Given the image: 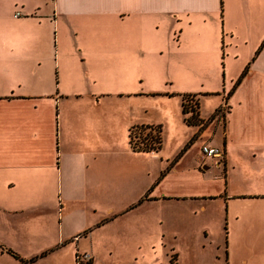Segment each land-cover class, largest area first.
Wrapping results in <instances>:
<instances>
[{"label": "crops", "instance_id": "obj_1", "mask_svg": "<svg viewBox=\"0 0 264 264\" xmlns=\"http://www.w3.org/2000/svg\"><path fill=\"white\" fill-rule=\"evenodd\" d=\"M140 124L161 127L160 149H132ZM206 142L224 158L203 159ZM123 151L139 163H116ZM237 160L264 169V0H0V264H75L77 250L126 264L129 241L131 264H251L230 244L188 258L165 241L171 201L208 219L239 196ZM53 184L57 197L36 194Z\"/></svg>", "mask_w": 264, "mask_h": 264}, {"label": "rangeland", "instance_id": "obj_2", "mask_svg": "<svg viewBox=\"0 0 264 264\" xmlns=\"http://www.w3.org/2000/svg\"><path fill=\"white\" fill-rule=\"evenodd\" d=\"M179 34V30H177V33L174 35L175 38H177ZM216 100L217 99H212L206 102L205 109H211L216 103ZM184 106L187 110L192 109L195 114L197 113L196 117L198 118V109L194 110L193 107L189 108L186 105ZM192 114L193 112H188L187 116L189 117ZM214 115L220 116L217 110L214 111ZM148 130L149 129H146V131ZM142 131L143 132H140V129L136 127L131 129L134 141L138 142L139 138L145 135V129ZM152 131L156 134L155 129ZM175 142V139L166 136V150L170 151L175 146ZM124 151L127 152L126 150ZM124 151L116 155V163L121 162L125 164V162H127L128 164L134 165L139 163V161L129 158ZM154 155L157 156V153ZM151 162H153L156 169L159 167V159L149 161V163ZM209 163L211 165L209 170L211 173H215L218 176L223 175L222 165L217 167L213 160ZM230 173L231 175L228 174L231 176L228 181L231 186L230 191L234 193L232 188L235 187L234 190L239 192V196L230 198L226 202L216 201L212 204V206H214L213 209L216 211L212 218H205L206 215L203 212L194 214L191 207L179 202L171 201L169 207H165L166 211L169 210L170 216L167 225L169 232L165 241L167 244L177 245L188 258V254L194 252L190 249L191 244L194 245L193 249L199 252L212 254L218 251L222 258H225L230 244L232 248H234L236 257L244 255L249 258L251 264H264V194L255 193V191H259L255 189H262V191H264V187L258 186L259 184L257 183L262 180L264 181V169L259 166L242 164L237 160L235 168L231 169ZM50 179L51 175H49V180ZM37 193L43 194L44 196L49 195L50 197H57L59 191L53 184V187L50 185L39 187L36 191V194ZM206 219L209 225L212 226L207 237L202 230L203 224L207 221ZM201 243H205L203 250H201L202 248L199 246ZM217 244L219 245V249H217ZM127 245L121 252L123 253L126 264H131L133 263L134 256L141 257L142 251L137 249V246L132 241H129ZM158 245L159 244L156 243V249ZM70 251V248L67 250L65 248L61 252L66 256ZM151 251L153 252V250H149V256L154 258V260L160 259V253L164 252L151 253ZM55 253L52 252V254ZM162 258L165 259V256H162ZM6 259L8 260L9 258ZM9 261L11 260L9 259ZM38 264H54V261L50 256L49 258L42 257L38 261Z\"/></svg>", "mask_w": 264, "mask_h": 264}, {"label": "trees", "instance_id": "obj_3", "mask_svg": "<svg viewBox=\"0 0 264 264\" xmlns=\"http://www.w3.org/2000/svg\"><path fill=\"white\" fill-rule=\"evenodd\" d=\"M184 108V113L186 115L185 117V121L186 123L188 124H196L198 122V118L196 117L197 113L195 114L194 111L192 109H189L187 110L185 108V106L183 107ZM195 109H198V103L196 105V107H194V110ZM217 110V109H216ZM188 112H193V114L191 116H187L188 115ZM138 128L140 129V132H143L142 130L145 129H149L148 131L145 132V135L143 137H140L139 138V141H134L133 140V137H132V133H131V129L132 128ZM153 129L156 130V134L153 133ZM129 143H130V146L132 147L133 150L135 151H151V150H158L161 148V145H162V138H161V127L159 125L157 126H151V125H143V124H140V125H133L131 126L130 130H129ZM8 252L12 253L13 255L15 256H18V254L11 250V249H7ZM35 257H31L29 259L28 262H26V264H31V262L34 260ZM23 261V259H21Z\"/></svg>", "mask_w": 264, "mask_h": 264}, {"label": "built area", "instance_id": "obj_4", "mask_svg": "<svg viewBox=\"0 0 264 264\" xmlns=\"http://www.w3.org/2000/svg\"><path fill=\"white\" fill-rule=\"evenodd\" d=\"M20 15L19 11L15 12V16ZM183 103L189 108H194L197 105V100L193 96H185L183 98ZM227 110V104L224 100L220 107L217 109V112L220 114V117L223 119ZM203 159L206 158H215L221 160L224 158V150L219 146L210 145L209 143H203L200 148ZM93 254L87 250H77L75 254V264H89Z\"/></svg>", "mask_w": 264, "mask_h": 264}]
</instances>
